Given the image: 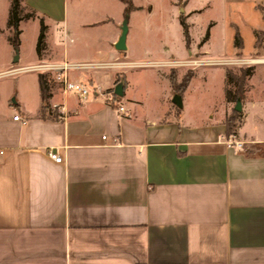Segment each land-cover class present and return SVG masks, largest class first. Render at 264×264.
Here are the masks:
<instances>
[{
  "label": "crops",
  "instance_id": "1",
  "mask_svg": "<svg viewBox=\"0 0 264 264\" xmlns=\"http://www.w3.org/2000/svg\"><path fill=\"white\" fill-rule=\"evenodd\" d=\"M22 5L44 21L65 17L66 0ZM174 5L187 30L183 50L145 51L150 57L134 56L128 46L85 56L40 50L32 61L19 55L11 68L133 62L70 71L73 80L108 90L122 85L113 102L63 93L51 72L0 71L7 81L0 86V264H264V77L252 70L240 111L227 81L228 69L264 63L210 62L264 58V39L256 48L255 35L264 37V0ZM207 11L206 35L197 42L192 20ZM171 60L204 63L160 65ZM176 94L181 106L172 101ZM232 135L241 148L227 143ZM49 149L62 161L49 158Z\"/></svg>",
  "mask_w": 264,
  "mask_h": 264
},
{
  "label": "rangeland",
  "instance_id": "2",
  "mask_svg": "<svg viewBox=\"0 0 264 264\" xmlns=\"http://www.w3.org/2000/svg\"><path fill=\"white\" fill-rule=\"evenodd\" d=\"M130 1L144 8L125 13V4L121 0H66L65 17L60 22L44 21L36 16L22 18L18 42L14 43L13 30L8 24L10 4L5 6L4 1L0 0V71L17 66L14 61L19 55L22 61L34 60L40 50H76L78 56L89 55L90 50H116L112 46V39H118L123 20H126L128 27L127 50H133L134 56L150 57L143 55L145 51L152 50L184 49L183 19H178L174 5L180 0ZM147 5H151L150 11ZM210 15V11H207L192 20L194 24L190 33L197 42H201L206 35L205 20ZM251 70L264 77L263 67ZM140 77L144 86L149 85L148 78L144 75ZM4 80L0 79V86L4 84L6 87L7 81Z\"/></svg>",
  "mask_w": 264,
  "mask_h": 264
},
{
  "label": "built area",
  "instance_id": "3",
  "mask_svg": "<svg viewBox=\"0 0 264 264\" xmlns=\"http://www.w3.org/2000/svg\"><path fill=\"white\" fill-rule=\"evenodd\" d=\"M212 63H223V64H234L240 66H249L256 63H264V58H234V59H223V60H212ZM204 63L201 60H188V61H176L171 60L165 63H160V65H192L196 66ZM118 65H135L133 62H108V63H100V62H83V63H73L67 60H63L61 62H39L37 64L14 68L4 72L5 74H12L20 71H34L39 73H53L55 79L59 83L61 90L63 93H75L81 98H87L88 96H100L109 102L115 101L117 95L114 92V89L108 90L101 87L99 84H90L84 81L73 80L70 77V71L73 70H81L88 68H98V67H117ZM154 65V64H153ZM159 65V64H157ZM117 110L121 113H126L123 105H119ZM13 119L18 120L19 115H14ZM105 138V136H103ZM228 144H233L238 148L242 147V142L236 141L234 139V135L230 136L227 140ZM4 154V149L0 148V156ZM47 155L49 158L54 160L55 162H61L62 158L55 151L49 149L47 151Z\"/></svg>",
  "mask_w": 264,
  "mask_h": 264
},
{
  "label": "trees",
  "instance_id": "4",
  "mask_svg": "<svg viewBox=\"0 0 264 264\" xmlns=\"http://www.w3.org/2000/svg\"><path fill=\"white\" fill-rule=\"evenodd\" d=\"M125 4V13H129L131 10L134 9V6L130 0H121ZM260 10L262 11L264 15V6L259 7ZM35 16L34 12L28 11V9L25 8V6L22 5V0H11L10 3V9H9V21L8 24L13 30V42L17 43L18 42V35L20 33L19 29V23L20 20L24 17H33ZM42 21V20H41ZM183 29H184V34L185 37L187 38V30L184 22H181ZM42 31L44 30V26L42 25L41 27ZM257 41H256V48H260L263 44V34L261 32H255ZM42 36V35H41ZM242 39L239 36L238 33L235 34V39H234V46L237 49V54L240 55L241 49H242ZM252 74L251 67L247 68H241L237 70L233 69H228L227 70V81L228 84L234 85L235 87V92H236V98H242L243 93L246 89L247 86V78ZM191 77V73H187L183 80H182V86H185L189 79ZM39 85L41 89V95L43 100L45 101L47 98V83L44 80L43 76H39ZM227 95H230V90H227ZM233 126H234V118L230 117L227 120V134L231 135L233 131Z\"/></svg>",
  "mask_w": 264,
  "mask_h": 264
},
{
  "label": "water",
  "instance_id": "5",
  "mask_svg": "<svg viewBox=\"0 0 264 264\" xmlns=\"http://www.w3.org/2000/svg\"><path fill=\"white\" fill-rule=\"evenodd\" d=\"M127 32H128L127 22H126V20H123L122 25H121L120 35H119L117 41L114 44V47H115L116 50L124 51V50L127 49V45H126ZM16 59H17V56L15 57V60ZM114 92L118 96L122 95V85H120V84L116 85L115 88H114ZM172 101L176 105L181 106V97H180L179 94H176L173 97ZM234 109L237 110V111L241 110V101H240L239 98L236 100V104H235Z\"/></svg>",
  "mask_w": 264,
  "mask_h": 264
}]
</instances>
